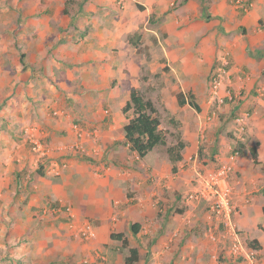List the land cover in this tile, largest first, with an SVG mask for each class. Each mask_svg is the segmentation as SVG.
<instances>
[{"label":"crops","instance_id":"obj_1","mask_svg":"<svg viewBox=\"0 0 264 264\" xmlns=\"http://www.w3.org/2000/svg\"><path fill=\"white\" fill-rule=\"evenodd\" d=\"M33 4L32 15L21 16L17 27L12 19L3 20L4 26L13 24L2 27L0 34V264H83V257L92 260V253L105 254L99 264H125L128 250L122 256L115 254L114 250L120 253L121 243L111 239V233H123L128 245L137 248L133 264H209L206 254L211 247L199 224L202 214L190 225L183 222L185 212L169 216L161 237L165 243L176 235L175 257L161 254L157 245L139 248L141 227L144 233L149 227L142 221L148 218V200L158 192L141 172L155 170L159 163L170 167V162L167 154L165 159L146 160L128 150L123 126L130 114L126 117L121 109L130 89L138 88L142 76L160 71L165 59L172 72L185 75L201 90L205 83L199 75L204 78L219 59H225V74H231L238 85L241 80L234 74L243 70L242 82L251 91L256 80L261 82L264 61L257 63L256 55L246 49L252 37L232 31L264 18V0H250L248 11L235 21L228 0H74L66 14L64 0ZM196 95L199 111L206 110L210 101L200 102ZM246 107L251 108L248 137L231 177L232 198L239 211L238 227L258 239L263 251L259 235L252 230L258 231L260 215L264 216L263 196L256 191L264 184V99L249 95ZM80 130L91 134L84 138L87 151L99 150L96 157L88 155L93 162L60 156L61 148L75 141ZM27 131L54 148L40 167L35 166V154L25 139ZM180 140L185 146L178 164L198 155L200 142L190 134ZM230 144L217 137L207 151L213 157L207 167L224 161ZM251 146L257 152L255 166ZM62 159L66 165L58 168ZM57 169L59 176H51L49 172ZM118 190L123 191L120 200L129 196L142 206L133 209L139 211L136 234L126 226V211L111 212L109 204ZM49 203L62 208L51 212ZM69 215L77 224L92 217L97 222L95 237L85 242L72 235Z\"/></svg>","mask_w":264,"mask_h":264},{"label":"rangeland","instance_id":"obj_2","mask_svg":"<svg viewBox=\"0 0 264 264\" xmlns=\"http://www.w3.org/2000/svg\"><path fill=\"white\" fill-rule=\"evenodd\" d=\"M42 1L43 0H40V2ZM179 1L182 2L183 0ZM202 1L203 0H201V2ZM228 1L236 12V16L232 20H240L248 10L243 12L237 9L230 0ZM33 3L34 0H0V34H2V27H10L13 23L17 27L22 20L21 16L24 14H26V16H31L33 10L36 9L33 7ZM73 3L74 0H64L63 10L66 9L68 12L69 9H72ZM63 10L62 13L66 14L63 12ZM256 12H260L259 9H256ZM8 19H12L13 23L9 26H4L2 21ZM235 33L239 35L241 34L242 36L244 35L247 38L252 37V40L249 41L246 49L251 55H256L257 63L264 61V18H259L253 25L241 24L240 27L237 28V31H232V34ZM13 34L14 36L17 35V33ZM255 38L257 42L253 41ZM0 44H2V42H0ZM220 46L226 47V44H221ZM171 48L172 47H170V50L174 51V49ZM161 62L160 71L156 72L154 75L147 74L142 76L145 79H143L142 82L140 81L137 88L145 98L152 101L156 109V115L159 118V127L164 131L166 141L165 145L155 146L154 149L145 156V159L147 160L150 157H161L165 159L166 147L172 143H175L176 140L181 139L183 135L189 134L198 137L200 142L198 145L197 154L201 162L203 161L206 163V166H208V164L211 165V162H213L212 155L207 151L210 150L209 147L212 146V144H216L217 137L219 138L220 136L225 137L229 143H231V149L228 150L229 152L235 149L238 151V156L242 155L240 153V149L237 146L238 143H241L243 151L246 149L244 142L248 137L247 118L249 117V113H251V108H244V102L249 95H252L253 97L258 95V97L264 99V69L261 71V75L258 77L261 78V82H258L257 80L255 81V84L252 86V92L250 90H246V87L242 82V79L245 77L246 73H244L243 70H240V72L238 71L236 74H234V76H238L240 78L239 80H241V84H234L232 75L226 73L222 77V83L218 88L217 93L212 95L211 75L216 67L204 77L205 81L204 78L199 75V79L205 83L204 89L201 90L198 87H195L193 80L188 79L185 75L176 73L175 71L172 72L169 69V66L166 64V59ZM147 77L150 78V81L148 82L146 81ZM190 93H194V95L197 94L196 98L200 102L210 101V106L204 111H199L190 107L186 103L180 105L177 102L178 98L189 100ZM194 95L193 101L195 99ZM1 107L2 106H0V108ZM200 109H203V107L201 106ZM1 118L2 117H0V119ZM214 136L216 137L215 142ZM25 139H27V136H25ZM28 144L30 147L29 142ZM42 159H35L36 167H40ZM137 161L138 160H136V162ZM138 164L141 167L140 161H138ZM252 165H254V163H252ZM146 167L147 164L145 165L144 170H146ZM262 170L264 171V160L262 161ZM51 172H49L51 176H59V174ZM188 173L189 171H187V169L183 167L181 163L178 164V171L176 173H172L170 171V167L163 165L162 163H159L155 170H148L147 173L144 174L141 172L142 178L148 177L150 182L154 183L155 186L157 185L156 188L158 192L154 196L151 195V199L148 200L149 207L146 209L148 210V218L145 221V216L142 221L144 222L143 226H146V223H148L149 227L146 228V233H144L143 227H141L142 232L141 236H139V241L141 239V246L139 245L140 249L147 250L150 246L157 245L158 247L156 249L158 252L175 257L176 253L174 252L175 248H173V246L175 244L174 237L176 235H173L174 237L172 239L166 240L169 242L165 243L163 241V237H161L164 229L169 226V216L181 213L183 214L184 212L186 213L188 211L189 214H195L196 221L194 222L196 223L198 221V216L203 214L205 207L204 203H200L199 205H187L182 199V194L185 190L184 188L186 187V185L183 187L184 181ZM256 191L257 193H261L262 196H264V184ZM121 193H123L122 190H118L115 193L117 194L116 199H114L111 204H109V207L112 209L111 212L113 214L115 210L126 211L127 220H125V223L126 226L130 228L134 221H136L135 219H138L137 213H139V211L136 212L133 210L136 209V206L134 207V205L138 204H136V200H134V198H130L129 196L120 200L119 195ZM247 203L250 204L251 201H248ZM138 206L142 207L140 204ZM58 207L60 206L49 203L48 210L55 212ZM51 216L54 215L52 214ZM67 218L68 219H66V217L63 218V221L65 219L68 221L69 216ZM82 220H89L92 224H94V226L97 225V222L90 216H85L82 218ZM185 220L183 219L184 224L190 225L192 223L186 222ZM259 220L264 222V216L260 215ZM262 222H259L257 225L258 231L252 230L256 236L259 235L258 238L261 240V244L263 246V251H261L262 249H257L252 246V248L259 251V264H264V223ZM199 224L200 228L203 227L202 232H204L205 224L203 222H199ZM159 225L162 228H160ZM242 232L245 234L248 243L251 239H256L253 238V236L248 235L243 230ZM151 239H155V242L151 243ZM256 240L258 245L261 247L260 243L258 242L259 240ZM117 247L121 254L116 250H114V253L119 256H122V254L127 251V247H123L121 245V247L125 248V250L121 249L119 246ZM211 252L212 251L210 248H208L206 257L210 261L209 264L213 263ZM216 254L222 256L223 251L221 249H217ZM92 255L94 256V253H92ZM84 259L88 260L87 263L83 261ZM83 260V264H91L89 263L90 260L88 258L83 257ZM176 264L181 263L176 262ZM187 264L190 263L188 262Z\"/></svg>","mask_w":264,"mask_h":264},{"label":"built area","instance_id":"obj_3","mask_svg":"<svg viewBox=\"0 0 264 264\" xmlns=\"http://www.w3.org/2000/svg\"><path fill=\"white\" fill-rule=\"evenodd\" d=\"M230 1L243 12H246L250 5L249 0ZM219 62L211 75L212 95L217 93L226 72L227 60L219 59ZM82 131L77 132L75 141L67 143L61 148V157L84 155L96 157L99 155L98 149L87 151L84 138L91 134L88 131ZM27 141L30 143V149L35 154L36 160L49 157L54 151L49 143L29 131H27ZM237 160L238 151L234 149L228 153L224 161L209 167L203 161L201 162L198 155L189 156L181 162V165L190 173L184 181L186 185L182 194L184 203L187 205L204 203L205 205L202 220L205 224L204 234L212 251V264H259V251L252 248L235 221L238 210L233 203L234 185L231 182V177L235 173ZM65 165L66 162L62 159L58 163V168ZM53 172L58 174V169ZM61 208L62 206L56 210ZM64 210L69 213L71 209L69 206H65ZM183 219L186 222L196 221L195 214H189V212H186ZM68 228L72 231V235L85 242L92 240L96 235L95 226L89 220L77 224L72 221L71 215H69ZM217 249L223 251L222 256L216 254ZM83 261L87 263L88 260L84 259ZM103 261H105V256L97 253L92 256L89 263L99 264Z\"/></svg>","mask_w":264,"mask_h":264},{"label":"trees","instance_id":"obj_4","mask_svg":"<svg viewBox=\"0 0 264 264\" xmlns=\"http://www.w3.org/2000/svg\"><path fill=\"white\" fill-rule=\"evenodd\" d=\"M67 13V10H63ZM144 78V77H142ZM145 79V78H144ZM190 99L187 100V104L199 110L198 105L193 101V94H189ZM178 103L184 104L183 98H178ZM122 113L128 117L127 123L123 126L124 132V144L127 145L130 152H135L139 159L145 157L150 153L155 146L165 145V133L159 127V118L156 115V109L150 99L145 98L137 88L132 87L129 92V98L125 105L121 109ZM185 143L178 139L175 143H172L166 147L167 158L170 162V171L176 173L178 171V162L182 159V150ZM240 149V153L243 154L242 144L238 143L237 146ZM249 154L253 163L258 162L256 148L251 146L249 148ZM93 162L89 156H82ZM261 212L264 214V196L261 206ZM140 228L138 223L131 225L130 230L133 234H136ZM110 238L120 241L123 247H127L128 255L124 258L125 264H133L137 260L138 250L135 247L128 246V241L123 233H111ZM249 244L254 248L260 249L256 239H251Z\"/></svg>","mask_w":264,"mask_h":264},{"label":"clouds","instance_id":"obj_5","mask_svg":"<svg viewBox=\"0 0 264 264\" xmlns=\"http://www.w3.org/2000/svg\"><path fill=\"white\" fill-rule=\"evenodd\" d=\"M228 155V154H227Z\"/></svg>","mask_w":264,"mask_h":264}]
</instances>
